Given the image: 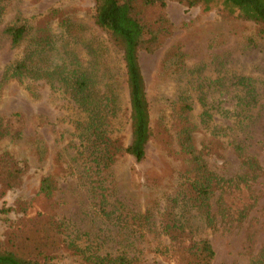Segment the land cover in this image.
Here are the masks:
<instances>
[{
  "label": "rangeland",
  "instance_id": "1",
  "mask_svg": "<svg viewBox=\"0 0 264 264\" xmlns=\"http://www.w3.org/2000/svg\"><path fill=\"white\" fill-rule=\"evenodd\" d=\"M95 0H4L0 15V160L21 169L15 187L0 177V240L55 264L90 255L134 264H194L192 243L208 239L213 264H264V31L220 5L204 12L166 0L142 14L159 16L171 34L139 63L150 104L151 138L143 160L115 153L130 142L129 102L121 52L94 22ZM26 24L12 46L8 25ZM28 46L43 77L2 80ZM87 70L94 91L116 97L107 116V167L91 161L86 113L57 82L54 69ZM34 74V76H35ZM248 78L241 83L240 78ZM106 84V86H105ZM104 86V87H103ZM186 102L191 111L179 112ZM210 116L203 120V111ZM189 128L200 167L181 146ZM243 146L242 154L233 144ZM256 163L249 166L247 163ZM209 178L211 222L192 183ZM48 179L49 190H41ZM200 209V210H199ZM26 238V241L23 240Z\"/></svg>",
  "mask_w": 264,
  "mask_h": 264
},
{
  "label": "trees",
  "instance_id": "2",
  "mask_svg": "<svg viewBox=\"0 0 264 264\" xmlns=\"http://www.w3.org/2000/svg\"><path fill=\"white\" fill-rule=\"evenodd\" d=\"M3 1L0 0V15L4 11ZM187 7L199 6L202 11H210L213 6L220 5L229 15H236L244 20L252 21L261 26L264 31V0H177ZM156 5L165 6L166 0H95L94 22L105 31L114 47L121 52L125 69V84L129 102L130 142L127 146L117 148L115 153L131 155L136 161L144 159L146 145L151 138L150 104L145 89V80L139 63L140 52L151 53L158 49L165 38L171 34L168 20L159 16L153 23L141 22L142 14ZM28 32L26 24H13L4 28L3 33L9 38L12 46L19 45ZM40 52L38 47L28 46L23 57L16 63L7 66L2 74V80L12 77H43L49 71L40 70L35 74L33 55ZM54 73L57 82L65 87L75 103L86 113L87 122L84 127L86 142L90 145V157L97 168L107 167L113 154L109 149L110 139L107 137L106 125L109 115L115 116L116 97L107 87L94 91L96 82L87 70L73 68L71 63L59 64ZM35 74V76H34ZM249 79H238L244 83ZM106 86V84H105ZM104 87V86H103ZM179 112L186 114L191 111V105L186 102L178 104ZM210 116L208 110L203 111L205 120ZM182 149L192 156L193 160L203 169L201 158L196 154L192 144V134L189 128L182 131ZM236 152L242 154L243 146L239 142L233 144ZM247 163L249 161L248 158ZM251 167L256 163L249 162ZM22 171L11 164L7 159L0 160V177L8 187H15ZM209 178L206 181L195 180L192 189L195 200L200 206L201 216L211 222L207 199L210 194ZM41 190L48 191V179L42 180ZM199 209V210H200ZM26 241V238L23 237ZM215 251L211 242L206 238H199L192 243L190 259L194 264H213ZM44 252L35 254L25 253L15 245L4 246L0 240V264H55L46 261ZM83 264H134L132 259L126 257H110L90 255ZM153 264H157L154 262Z\"/></svg>",
  "mask_w": 264,
  "mask_h": 264
}]
</instances>
